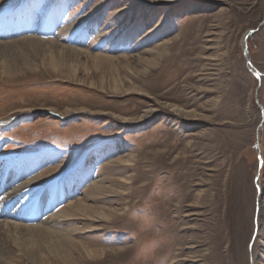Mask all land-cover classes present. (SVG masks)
I'll list each match as a JSON object with an SVG mask.
<instances>
[{
  "label": "rangeland",
  "instance_id": "obj_1",
  "mask_svg": "<svg viewBox=\"0 0 264 264\" xmlns=\"http://www.w3.org/2000/svg\"><path fill=\"white\" fill-rule=\"evenodd\" d=\"M151 5L0 0V20L35 17L26 15L27 26L24 16L0 27V37L10 36L0 40L37 35L45 45L114 57L61 56L51 47L38 53L27 43L8 54L16 62L0 73V123L14 121L0 125V177L12 175L20 186L43 175L20 190L21 202L60 195L49 217L77 199L117 211L109 221L83 223L93 230L82 229L76 246L60 253L39 245L28 259L12 247V264H264L257 235L264 75L259 85L243 43L258 29L248 38V59L264 74V0ZM154 101L192 116L162 107L141 124L130 122ZM95 181L108 194H92ZM151 240L159 247L141 254Z\"/></svg>",
  "mask_w": 264,
  "mask_h": 264
},
{
  "label": "bare ground",
  "instance_id": "obj_2",
  "mask_svg": "<svg viewBox=\"0 0 264 264\" xmlns=\"http://www.w3.org/2000/svg\"><path fill=\"white\" fill-rule=\"evenodd\" d=\"M147 1H149L153 5V3L154 4L156 3L159 4L161 2L170 3V2H175L177 0H147ZM26 17L27 19H25V21L27 23L26 22L25 23L27 26V24H30V23H28L27 21L29 20L28 16ZM32 28L33 29L36 28L35 34H38L37 26L32 27ZM44 34H46L45 31L43 32V35ZM43 42H44V38L42 36H37V35L35 37L25 36L24 38H21V39L18 38L16 40H6V41L0 40V73L4 75L6 74L7 71L14 70L12 68V63L15 64L16 60L13 56H8V54L13 55V53H16L19 50H23L25 48L23 47V45H21L20 48H17L19 49L17 51L16 48H13L14 45H16L17 43H23V44L27 43L29 44L30 47H34V49L36 47V49L38 50V53L43 51V49L45 50V48L51 47V49L57 50V52H59V55L61 56L64 54L63 53L64 51H70L74 54H85V55L95 56V57L103 58V59L114 58L113 56L92 54L91 52L84 51L81 48L79 49V48L64 47L54 42H52V44L45 45ZM243 43H244V46L246 44L248 45V39L246 41L243 40ZM13 49H16V50H13ZM65 57L67 58V56ZM59 58H62V57H59ZM138 58L139 60H141V57H138ZM123 59L129 60L128 57H123ZM62 60L63 58L61 59V61ZM249 68H253V67L249 65ZM254 70L257 74L259 73L263 74L256 69ZM257 78L259 80L261 79L260 76ZM162 103L163 105L160 102L154 101L153 104L149 105V107L143 111V113L138 117V120L130 121L129 118H123V120L141 124L149 117L154 116L158 111H160V108L162 107L163 108L166 107L168 110L173 111V112L177 110V111H181L182 114L186 113L187 115H184L186 116V118L189 116H192V114L190 115L189 113L190 111L182 109L181 107L177 108L179 107L177 105L176 107V106L170 105L171 103L170 104L166 102H162ZM167 106H169V108ZM12 118L14 117L6 118L2 123H0V125H3L4 123H7V122L14 121L12 120ZM41 176L42 177H38L35 179H31L29 181L27 180L25 182H22L20 186L16 184L18 180L17 179L15 180L14 176L12 175H9V176L6 175L5 179H2V177H0V264H12L13 261L12 262L10 261L11 258L9 257L10 259H8L6 257V255L15 252V250L12 249V247L17 248L18 250H16V252L18 251V253L20 254L24 253V257L28 259H35V255L39 251L38 250L39 245L42 246L46 244L47 246L53 248L54 251H57L58 253H60L61 250L63 249L65 250L66 247L76 246V244L79 242V240L76 239L78 236V232L83 231L86 228H91V231L93 230L92 228H94V226L85 227L83 223L109 221L110 218L115 217V215L117 214V211L115 210L108 212L107 210L104 209L105 208L104 206L102 207L94 206V205L89 204L87 200L82 201L81 199L79 200L77 199L74 202H69V204L67 205L68 209H66L65 211L59 212V214L57 213L53 214L52 216L50 215L49 217V213H54V211L62 204L60 195L54 198L53 195H49L48 192H43L40 196L41 201H39L38 203L31 204V203H28L27 200L25 201L23 200V202H21L24 196L20 194V190L22 191V189H24L25 187H28L33 182H36L40 178H44L43 175ZM90 189H93L91 193L95 195L98 194L99 191L101 192L103 191L104 194H108L106 193V191H108V188L107 186L103 185L102 182L95 181L88 190ZM258 198L260 202L259 211H258L259 216H260V224L258 226L259 229L257 231L258 232L257 235L264 244V188L263 187L261 188L260 194H258ZM7 201L11 203V209L9 210L4 209L6 205H9ZM63 221H66L68 225L73 226V227L72 228H63V227L61 228L60 223ZM79 221H81L82 224ZM68 222H71V223H68ZM87 254L91 255V251L87 252ZM263 256H264V253H263ZM263 263H264V260H263ZM257 264H261V262H258Z\"/></svg>",
  "mask_w": 264,
  "mask_h": 264
},
{
  "label": "water",
  "instance_id": "obj_3",
  "mask_svg": "<svg viewBox=\"0 0 264 264\" xmlns=\"http://www.w3.org/2000/svg\"><path fill=\"white\" fill-rule=\"evenodd\" d=\"M258 29H251V30H249L247 33H246V35H245V37H244V40L246 41L248 38H249V36L251 35V34H253L254 32H256ZM244 55H245V58H246V61H247V66H248V70L257 78V77H259L260 76V78H261V76L262 75H264V74H257L256 72H255V70L253 69V68H249V65H250V61H249V59H248V45L246 44L245 45V47H244ZM259 75V76H258ZM258 79V78H257ZM259 80V79H258ZM261 84V79L259 80V85ZM263 111V110H262Z\"/></svg>",
  "mask_w": 264,
  "mask_h": 264
},
{
  "label": "clouds",
  "instance_id": "obj_4",
  "mask_svg": "<svg viewBox=\"0 0 264 264\" xmlns=\"http://www.w3.org/2000/svg\"><path fill=\"white\" fill-rule=\"evenodd\" d=\"M158 247H159L158 241H156V240L147 241L141 246L140 253L141 254H147L150 252H154Z\"/></svg>",
  "mask_w": 264,
  "mask_h": 264
}]
</instances>
